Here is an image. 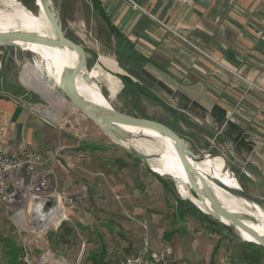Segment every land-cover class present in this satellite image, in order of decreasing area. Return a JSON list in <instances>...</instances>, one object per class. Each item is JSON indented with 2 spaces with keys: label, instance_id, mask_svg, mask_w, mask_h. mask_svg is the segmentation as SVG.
Instances as JSON below:
<instances>
[{
  "label": "rangeland",
  "instance_id": "obj_1",
  "mask_svg": "<svg viewBox=\"0 0 264 264\" xmlns=\"http://www.w3.org/2000/svg\"><path fill=\"white\" fill-rule=\"evenodd\" d=\"M20 2L31 11H38L35 0ZM50 3L65 35L87 50L84 72L98 71L94 82L116 110L167 124L198 157L223 156L239 185L264 204V166L256 173H247L243 168L248 165L234 158L230 146L223 145L221 136L215 137L216 126L201 124L174 93L158 85L155 77L144 75L135 57L129 54L130 44L122 35L111 34L90 0H50ZM182 38L189 48L213 62ZM40 61L41 56L28 49L0 47V92L21 97L31 113L54 130L56 144L42 151L63 146L56 162L57 184L80 198L77 207L69 213V220L47 235L42 242L45 246L69 264H91L89 254L104 244L108 261L118 264L119 257L140 247L148 237L156 246L170 244L182 256L180 264H210L211 259L212 264H245L243 251L250 252L254 247L246 246L247 241L239 239L229 226L205 214L195 204L198 210L179 217L176 199L183 197L178 180L161 174L163 182L159 181L156 176L159 174L141 158L72 105L60 86L38 65ZM216 65L246 85H238L242 91L239 94L227 89V96L238 94L242 102L252 97L257 104L264 101V92L255 82L245 80L238 71L234 73ZM226 80L230 83L233 79ZM252 89L257 94L251 95ZM245 107L235 104L229 112L246 121L254 114ZM259 111L263 112L260 108ZM80 152L86 154L83 162L77 160ZM239 163L242 168L238 167ZM166 233L171 235L167 238ZM215 245L218 248L212 257ZM40 252L34 249L31 256ZM24 255L17 228L6 210L1 209L0 264L14 260L16 264ZM259 264H264V253Z\"/></svg>",
  "mask_w": 264,
  "mask_h": 264
},
{
  "label": "crops",
  "instance_id": "obj_2",
  "mask_svg": "<svg viewBox=\"0 0 264 264\" xmlns=\"http://www.w3.org/2000/svg\"><path fill=\"white\" fill-rule=\"evenodd\" d=\"M131 1L136 5L128 0H102L108 17L130 44L129 54L135 57L143 74L155 77L158 85L174 93L201 124L216 126L215 137L221 136L234 158L248 165L243 168L247 173L262 170L264 101L257 104L252 97L242 102L239 86L245 87V83L214 60L264 87V0ZM182 37L211 56L213 62L189 48ZM227 89L237 96H227ZM250 92L257 94L255 89ZM251 101L255 104L250 106ZM235 104L246 105L255 117L248 118L249 122L242 121L240 115L233 117L229 111ZM0 127V151L4 152L22 147L45 150L57 141L54 130L33 115L21 97L4 92H0ZM238 167L242 168L240 163ZM151 245L168 244L156 246L152 239ZM174 253L176 264H180L182 256L175 250Z\"/></svg>",
  "mask_w": 264,
  "mask_h": 264
},
{
  "label": "built area",
  "instance_id": "obj_3",
  "mask_svg": "<svg viewBox=\"0 0 264 264\" xmlns=\"http://www.w3.org/2000/svg\"><path fill=\"white\" fill-rule=\"evenodd\" d=\"M183 39L212 59L195 44ZM214 62L226 67L221 62ZM226 69L229 70L227 67ZM254 85L264 92V87ZM2 135L3 129L0 127V136ZM62 149L63 146H59L45 152L22 147L13 152L0 151V210H6L17 228L21 249L25 253L19 259L21 264H69L67 259L58 257L42 243L50 232L69 220V213L77 207L80 199L70 191L58 187L56 162ZM85 159V153H78L79 162ZM34 249H40L41 252L31 256ZM118 264H176L174 248L170 244L153 247L149 238L145 237L140 248L122 256Z\"/></svg>",
  "mask_w": 264,
  "mask_h": 264
},
{
  "label": "bare ground",
  "instance_id": "obj_4",
  "mask_svg": "<svg viewBox=\"0 0 264 264\" xmlns=\"http://www.w3.org/2000/svg\"><path fill=\"white\" fill-rule=\"evenodd\" d=\"M35 4L38 7L36 13L26 7L20 0H0V31L38 27L39 32L42 34L55 36L54 29L45 15L41 1L35 0ZM33 23H38V25L34 26ZM15 43L18 45V48L28 49L39 54L41 61L38 65L58 86L64 71L72 68L78 59L77 53L67 47H49L34 43ZM87 74L89 80L84 77V72L80 73L76 78V86L79 93L93 103H101L113 107L100 90V86L94 82V79L99 76L98 71L93 69L87 72ZM59 98L60 96L56 99L58 100ZM120 127L129 135L128 137L120 138L118 140L119 143L124 147H128L127 149L129 150L131 147H135L151 156L148 159L149 166L163 176H171L178 180V189L181 196L186 199H191L202 209L200 200L191 191L187 173L183 168L175 144L171 138L151 128L132 125H121ZM196 165L201 167L202 172L208 176H217L233 186H240L228 168L225 159L220 155L213 156L206 154L203 162L197 163ZM211 184L213 187L215 186V192L222 204L228 209L239 213L248 225L264 235V207L252 201L234 197L225 189L214 185V183ZM222 220L225 223H231L225 218H222ZM235 229L242 239L255 241L251 235L239 227Z\"/></svg>",
  "mask_w": 264,
  "mask_h": 264
},
{
  "label": "water",
  "instance_id": "obj_5",
  "mask_svg": "<svg viewBox=\"0 0 264 264\" xmlns=\"http://www.w3.org/2000/svg\"><path fill=\"white\" fill-rule=\"evenodd\" d=\"M40 1L43 5L45 15L50 25L54 29L55 36L42 34L41 32H39L38 27H33L32 29L26 28L22 30L16 29L0 31V47H18L15 42H20L21 44L34 43L46 45L49 47H67L74 50L78 55V59L72 68L64 71L59 83L62 94L70 100L72 105L83 112L85 116L91 119L103 131L118 139L128 137L129 135L128 133L124 132L123 129H121V125L151 128L171 138V140L175 144V148L179 155L183 168L187 173L188 184L195 196H197L200 200L202 209L197 206L191 199H189L190 202L195 204L205 214L213 217L216 221H220L223 224L229 226L234 231L236 236L242 241L252 242L264 247V235L260 234L253 227L248 225L239 213L228 209L224 204H222L217 193L215 192V186L213 187L211 183H214V185L225 189L234 197L243 198L264 207V204L261 200L247 192L241 185L238 187L233 186L217 176H208L204 174L202 172V168L196 165L197 163L203 162L204 156H196L188 146L186 141L167 124L154 119L127 114L105 104L93 103L79 93L76 86V78L80 73L84 72V69L87 66V51L83 45L65 35L59 23V20L51 6L50 0ZM33 24L34 26L38 25V23ZM84 77L89 80V76L86 72H84ZM130 151L135 156L141 158L146 166L150 167L148 159L151 158V156L145 154L144 152H141L135 147H131ZM151 170L161 175L154 169L151 168ZM222 218L229 220L231 223H225ZM236 227H239L243 231L247 232L249 235H251L252 238L255 239V241L242 239L237 233L235 229Z\"/></svg>",
  "mask_w": 264,
  "mask_h": 264
},
{
  "label": "trees",
  "instance_id": "obj_6",
  "mask_svg": "<svg viewBox=\"0 0 264 264\" xmlns=\"http://www.w3.org/2000/svg\"><path fill=\"white\" fill-rule=\"evenodd\" d=\"M92 7L95 9L102 17V19L105 20L107 23V26L109 27V30L111 31V34L115 37L121 36L120 31L118 28L114 25L112 20L108 17L104 7L102 0H92ZM87 51V50H86ZM158 180L163 182V177L156 175ZM246 189V188H244ZM195 210H198L194 204L190 202V200L183 199V198H177L176 199V213L179 217L183 218L189 213H194ZM207 216V215H205ZM171 235V233H166L165 236L168 238ZM246 246L254 247L250 252L243 251L242 253V259L245 264H259L261 254L264 253V247L254 244L252 242L245 243ZM218 248V245H215L214 250L212 252L213 254L216 253V250ZM107 256V248L104 244H100L99 249L96 252H91L88 256V258L91 261V264H112L108 261L106 258ZM122 257V256H121ZM119 257L118 260L121 258ZM12 261L11 264H14ZM213 263V260L211 259L210 264ZM16 264H21L19 261Z\"/></svg>",
  "mask_w": 264,
  "mask_h": 264
}]
</instances>
